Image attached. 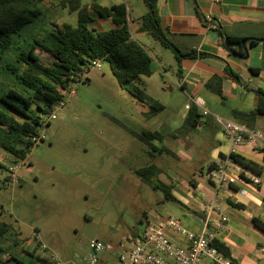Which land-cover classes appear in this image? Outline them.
Returning <instances> with one entry per match:
<instances>
[{
	"label": "rangeland",
	"instance_id": "obj_1",
	"mask_svg": "<svg viewBox=\"0 0 264 264\" xmlns=\"http://www.w3.org/2000/svg\"><path fill=\"white\" fill-rule=\"evenodd\" d=\"M91 1L80 0V7L88 6ZM97 1L104 6L125 2L130 18H137L145 11L141 0ZM45 8L44 16L21 31L27 39L46 36L52 22L76 23V13L62 10L57 0H50ZM145 37L140 42L145 44L156 70L149 77L142 76L139 86L164 104V109L151 121L163 123L166 133L181 125L195 96L191 99L175 84V74L172 77L166 72L176 66L174 50L148 35ZM37 53L42 64L51 63L48 53L41 49ZM203 91L210 97L205 99V107L227 118L228 108L221 104L220 97ZM146 111V104L119 87L106 62L91 66L87 76L75 84L74 95L56 112V118L44 122L39 129V140L27 154V165L15 162L18 165L15 177L19 182L12 184L9 180L0 189V221L11 224L18 238L25 240L21 243L24 246L38 242L36 253L53 257L57 264H88L92 256L97 258L95 264H118L113 253L129 244L127 238L133 232H142L144 223L140 218H153L162 203L165 212L184 211L179 204L164 201L161 191L151 188L134 173L153 160L146 146L129 133L155 126L145 116ZM214 134L216 138L220 135L218 130ZM199 135L205 142H211L214 136L203 130L194 132L191 140ZM152 142L160 145L158 141ZM163 144L178 159L167 154L154 159L161 169L160 180L171 182L169 171L175 172L177 178L203 180L197 167L206 166L203 156L208 157V150L201 146L188 152L174 138L165 139ZM13 159L0 149L3 164L14 165ZM5 172L0 170V176ZM252 235L261 243L259 248L252 241L258 254L253 251L249 256L245 248L238 250L239 264H264V233L255 228ZM95 241L102 242L105 248L94 253L90 244Z\"/></svg>",
	"mask_w": 264,
	"mask_h": 264
},
{
	"label": "trees",
	"instance_id": "obj_2",
	"mask_svg": "<svg viewBox=\"0 0 264 264\" xmlns=\"http://www.w3.org/2000/svg\"><path fill=\"white\" fill-rule=\"evenodd\" d=\"M49 1L0 0V149L14 157V164L27 159V154L36 144L32 138L37 136L43 116L61 99V90L67 89L71 81H80L75 78L77 72L87 73L92 60L106 62L119 87L148 106V111L144 113L146 117L151 118L164 109L158 100L149 96L139 86L142 76L152 74L153 60L149 52L131 37L125 2L104 6L97 0H92L88 6L81 8L80 0H57L62 10L76 13V23L73 25L52 22V28L46 36L41 39H27L21 31L34 20L44 16L47 10L45 6ZM141 1L145 11L137 18L139 30L174 50L177 76L181 74L180 59L183 56L194 58L207 55L195 50L182 53L174 44L169 31L160 26L156 0ZM95 18L108 20L109 27L98 29L92 26L91 22ZM218 32L222 38V33ZM225 39L228 45H239L242 40L231 36H226ZM39 49L49 54L52 60L50 64L41 63L37 53ZM225 71L239 82L238 76L230 69ZM180 87L183 88L182 85ZM205 87L214 94H222L221 78L218 76L210 77L205 82ZM233 114L241 121L236 123L248 127L246 123L264 114V93L260 92L259 102L254 109L233 110ZM202 116L199 107L191 103L188 104L181 125L172 131H129L146 146L147 154L153 159L135 169L134 173L142 182L161 191L164 201L178 202L171 194L172 183L160 180L161 169L153 161L163 154L177 158L176 153L164 145L163 141L167 138L183 139L200 124ZM152 141H158L160 145L156 146ZM261 151L264 159V149ZM219 156L239 165L242 169L239 174L241 177L244 172L256 177L263 173L261 165L239 154L231 152L226 157ZM9 166L0 161V170L6 171L1 174L0 182L10 180ZM215 167V163L208 164L205 173ZM16 180L19 182V179ZM189 182L194 185L191 180ZM208 183L214 188L212 181L208 180ZM226 201L231 207H241L229 199ZM252 222L264 233L263 222L256 218H252ZM22 242L25 240L18 238V233L10 223L0 221V264H57L51 257L36 253L37 247L40 246L38 242L31 247L30 244L24 246ZM211 245L223 257L229 259L231 264H236L229 247L223 241L215 238Z\"/></svg>",
	"mask_w": 264,
	"mask_h": 264
},
{
	"label": "crops",
	"instance_id": "obj_3",
	"mask_svg": "<svg viewBox=\"0 0 264 264\" xmlns=\"http://www.w3.org/2000/svg\"><path fill=\"white\" fill-rule=\"evenodd\" d=\"M156 3L160 26L169 31L178 49L182 53L195 50L197 53L207 54L194 58L183 56L180 59V76L176 74L177 66L172 67L173 71L168 69L166 72L172 77L175 74V84L182 85V89L186 91L191 99L195 96L194 99L200 98L203 101V108L208 113L201 117L200 124L190 134L183 139L177 138V140H180L188 152L196 147H204L208 150V157L203 156L207 160L205 167L203 165L197 167L198 176L203 177L201 181L196 180L194 177L191 179L177 178V174L172 171L167 174L173 185L171 194L178 201L174 203L183 207L184 211L179 213L165 212V204L162 203V206H159L153 213V218L148 219L144 216V219L140 218L139 221L143 222V227H145L148 223H155L164 220L167 215H173L180 219L181 224L186 229L199 232L203 229L204 221H207V226L212 229L214 228L213 223L221 215H225L227 217L225 226L223 229H215V238L220 239L229 247L231 256L235 259L236 264H239L236 253L238 250L243 251L245 248V254L250 256V252L253 251L258 254L252 246V241L256 243V247H261V243L252 235L253 230L256 228L252 218L264 223V159L261 151L264 149V114L246 123L249 129L260 134L262 140L239 144L232 148L223 134L221 125L216 121V117L221 116L212 113L205 107V99L209 96L203 89L214 94L205 87V82L212 76L220 77L222 94L215 95L219 96L221 104H225L228 108V117L225 119L241 122L233 114V110L250 111L254 109L259 102L260 92L264 93V41H255L254 44L251 41L246 42L248 57L239 59L230 54L225 48L223 36L221 38L218 32L220 30L203 24L200 13L206 19L220 25L226 36L241 39L248 37L260 38L264 37V0H156ZM137 18L128 16L130 34L145 48V44L140 42V39L146 38L147 34L139 30ZM132 21H135V23L131 27ZM91 25L98 29H106L109 27V21L95 18ZM229 46L236 53L241 52L240 55L243 54L240 44H230ZM227 68L238 76L239 82L235 81L225 71ZM155 70L153 66L151 75L155 73ZM148 95L159 101L157 96ZM162 105L164 106V104ZM201 111L199 108L200 113ZM156 115L149 120L151 121ZM152 124L155 126L150 130L155 129L165 133L163 123L159 122L158 125L156 121H151ZM203 130L213 133L214 136L211 142H205L200 135L191 140L194 132ZM217 130L220 133L218 138L214 134ZM230 152L239 154L262 166L263 173L258 177V185L252 186L238 181L233 186L235 191L229 192H216L211 187L205 176L208 164L215 163L217 166L222 159L219 155L226 157ZM185 157L187 158L186 155ZM176 159H178V155ZM194 174L196 173L194 172ZM190 180L194 183L193 186L190 184ZM242 189L246 193H241ZM226 199L241 205V207L229 206ZM136 234H140V232H133L132 236L127 238L129 244L124 246L122 250L132 246L138 238L135 236ZM165 234L176 244L185 243L184 235L172 229H167ZM251 247L253 250L249 249ZM120 252L113 253L116 260ZM201 263L215 264L208 258L202 259Z\"/></svg>",
	"mask_w": 264,
	"mask_h": 264
},
{
	"label": "built area",
	"instance_id": "obj_4",
	"mask_svg": "<svg viewBox=\"0 0 264 264\" xmlns=\"http://www.w3.org/2000/svg\"><path fill=\"white\" fill-rule=\"evenodd\" d=\"M218 1V0H215ZM97 60L91 61V66L98 63ZM85 71L77 72L76 79L81 80L85 76ZM77 82L71 81L65 90H61L62 97L50 109L49 113L43 116L42 125L50 119L56 118V112L60 109L66 99L74 95V86ZM193 102L202 110V115L208 112L203 108V101L200 98H195ZM188 108V106H187ZM216 121L221 125L225 138L229 141L232 148L239 144L261 141L260 134L253 132L243 124L236 123L229 119L216 117ZM39 140L38 136L32 138L34 143ZM231 153V152H230ZM27 165V160L18 162V165ZM17 164L9 166L10 182L16 183L15 171ZM242 171L241 167L235 164L228 158L221 159L220 163L211 170L205 173L206 179L212 181L216 192H229L234 190L233 186L236 182L256 186L259 183L258 177L244 172L243 177L239 176ZM7 181L0 182V189L5 187ZM235 191V190H234ZM246 193L244 189L240 191ZM227 217L221 215L220 218L213 223L214 228L207 226V221H204L203 229L199 232H194L186 229L179 218L171 215L165 216L164 220L148 223L140 236L128 249L122 250L117 255L118 264H202L204 258H208L215 264H231L229 259L222 256L214 246L211 245L215 239V229H223ZM167 229L184 235L185 243L176 244L169 239L165 234ZM94 253L105 248L102 242H92L90 244ZM54 260V258L52 257ZM55 261V260H54ZM96 257H91L88 264H95Z\"/></svg>",
	"mask_w": 264,
	"mask_h": 264
},
{
	"label": "water",
	"instance_id": "obj_5",
	"mask_svg": "<svg viewBox=\"0 0 264 264\" xmlns=\"http://www.w3.org/2000/svg\"><path fill=\"white\" fill-rule=\"evenodd\" d=\"M200 17H201L202 22H203L204 25L212 27V28H216V29L221 31L222 36L224 38L223 44H224L225 48L228 50V52L230 54H232L233 56L238 57L239 59H246L248 57V51H247V47H246V42H248V41H257V42L264 41V37H260V38L248 37V38L242 39L241 42H240V45L242 47L243 54L240 55V54L236 53L235 51H233L231 49V47L227 44L226 39H225L226 34H225V32L223 31V29H222V27L220 25L214 23L211 20L206 19L201 13H200Z\"/></svg>",
	"mask_w": 264,
	"mask_h": 264
}]
</instances>
